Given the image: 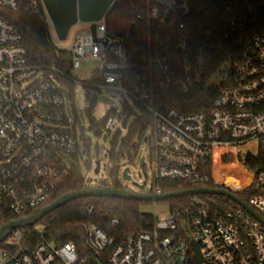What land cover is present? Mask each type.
I'll return each instance as SVG.
<instances>
[{
	"label": "built area",
	"instance_id": "1",
	"mask_svg": "<svg viewBox=\"0 0 264 264\" xmlns=\"http://www.w3.org/2000/svg\"><path fill=\"white\" fill-rule=\"evenodd\" d=\"M128 1L129 35H111L106 16L79 22L72 43L62 46L42 0H28L35 13L43 8L57 54L69 53V79L75 83L82 60L99 59L92 75L100 81L97 87L116 103L140 106L154 125L156 186L146 193L164 194L158 185L163 180L219 184L229 165L242 164L239 158L252 154L264 160V19L248 34L228 0ZM21 2L0 0V6L16 10ZM259 9L264 18V0ZM60 73L34 65L16 26L0 16V209L15 215L43 206L86 153L81 124L68 117L71 100L56 77ZM202 87L217 95L210 108L196 112L167 107L156 97V92L188 95ZM112 125L110 117L103 127ZM246 168L249 177L241 191L256 184L257 193L246 204L264 219V164ZM234 202L218 210L198 201L188 221L169 212L150 230L130 233L116 245L90 221L84 225L85 243L96 257L108 254L109 264H195L191 241L199 246L201 264H264V226ZM95 209L86 207L89 215ZM22 229L0 243V264H85L74 243L57 245L41 235L33 246Z\"/></svg>",
	"mask_w": 264,
	"mask_h": 264
},
{
	"label": "trees",
	"instance_id": "2",
	"mask_svg": "<svg viewBox=\"0 0 264 264\" xmlns=\"http://www.w3.org/2000/svg\"><path fill=\"white\" fill-rule=\"evenodd\" d=\"M233 7V11L237 14L242 22L244 31L248 34H252L259 29L263 22V12L259 9L261 0H228ZM0 16L13 23L18 32L22 35V42L26 46L28 56L31 62L39 67L48 68L55 67L61 71L56 75L67 90L69 91L70 100L74 99L75 83L69 79L70 74V55L66 50H60L57 54L53 46L51 36L48 32V24L46 22L45 13L42 7L37 14L33 11L28 0H22L21 4L16 10L4 9L0 6ZM131 20L130 4L128 0H116L107 14V30L111 35L117 37H126L129 35V25ZM97 77H92L90 80L83 81L86 88H93L99 85ZM217 91L215 89L202 87L196 89L188 95H184L179 91L173 92H156V97L159 100L158 103H164L167 107H171L175 104L177 108L184 112H196L203 108H210L213 99H215ZM90 108L87 110L90 119L93 108L96 105L95 98L91 99ZM136 107L142 112L141 115L134 113L133 108L127 103L123 104V111L127 116L135 115L136 120L133 122L128 135L122 139L118 150H111L109 158L113 165L112 174L116 172L119 167V161L123 157L127 156L133 158L136 154V145L133 143V138L136 135L141 137L144 135L145 130L150 124V120L143 115V109L136 105ZM77 122V114L75 109L73 110ZM109 118L102 120L100 125H103ZM94 121H92L93 123ZM99 125V124H98ZM81 132H83V126L81 125ZM85 152L89 154L90 143L84 136ZM119 143L118 135L113 141V145L117 146ZM135 153L130 154L131 150ZM243 165L250 169H256L262 167L264 160L260 156H253L248 154L244 159L239 158ZM89 169L91 168V162L87 164ZM76 171L61 179L59 183V190L47 200L43 206L37 208L27 215H31L40 211L44 206L49 205L51 202L61 198L62 195L77 192L78 190L90 188L85 182L80 164L77 165ZM121 189L128 190L115 183ZM158 185L162 188V192H177L180 190L194 189L202 186H193L186 182H177L172 180H163L158 182ZM208 188H224L223 184L211 183L206 185ZM143 194L144 192H139ZM257 193L256 184L250 185L249 188L237 193L240 200L245 203L250 202V197ZM223 196L202 194L198 196H181V198H171L164 200L168 203L170 213L174 214L180 222H186L190 218L191 212L197 206L199 202H205L215 205L220 210L221 208H229L236 204L233 200L224 202ZM149 203L137 200H126L120 198L109 197H82L77 200L68 202L61 208L50 212L45 215L43 219L39 221L37 225L28 226L23 228L25 238L31 245H37L43 239L55 242L57 245L62 243L72 242L75 244L77 252L85 264H109L108 254L102 257H96L87 248L84 238V225L87 222H94L97 224L108 237L114 239V244L123 242L125 236L130 233H138L147 231L152 228L155 221L154 216L150 213L142 211V206ZM88 205H95L96 209L91 215L86 211ZM106 212H112V215L106 214ZM27 215H15L7 207L0 209V227L11 222V220L27 217ZM118 220L117 223L112 222V218ZM4 246V245H3ZM104 253H109L106 251Z\"/></svg>",
	"mask_w": 264,
	"mask_h": 264
},
{
	"label": "rangeland",
	"instance_id": "3",
	"mask_svg": "<svg viewBox=\"0 0 264 264\" xmlns=\"http://www.w3.org/2000/svg\"><path fill=\"white\" fill-rule=\"evenodd\" d=\"M82 24H74L69 30V36L65 41H60L62 46H69L74 38V32L80 28ZM58 39V37H56ZM102 62L99 59L92 58L82 60L79 68L76 70L74 99L68 101L67 110L68 117L75 119L74 109L79 119L80 124L83 126V132L86 138L89 140L90 148L89 154H83V160L81 162V169L85 177V182L90 187L97 185H118L128 190L135 192H144L155 188V168H154V125H149L144 132V135H136L133 138V143L136 145V154L132 149L130 154L133 158H129L126 154L125 157L120 159L119 167L116 172L112 174V163L109 158L111 150H118V147L123 138L128 135L133 122L136 120L135 115L127 116L123 111V104L116 103L108 98V95L103 88L93 86V88H86L83 81L92 79V75L101 66ZM95 98L96 105L93 108L91 118H89L87 110L90 108V101ZM134 113L141 115L142 112L136 107L135 104H131ZM113 118V125L110 130H107L100 125L103 119ZM92 121H94L92 123ZM99 124V125H98ZM118 135L119 143L117 146L113 145L115 137ZM82 147V144H81ZM141 159H144V166L140 167L139 163ZM91 162V168L87 165ZM100 162V171L95 173V163ZM230 168L227 171V176H233L240 181L241 185L236 186L234 184L225 185L223 181L219 184H224L226 189L231 193H239L246 185L249 177V172L244 165L233 162L229 165ZM129 168L130 179L123 178V172ZM142 211L150 213L154 216V219L164 218L170 211L166 201H150L146 205L142 206Z\"/></svg>",
	"mask_w": 264,
	"mask_h": 264
},
{
	"label": "water",
	"instance_id": "4",
	"mask_svg": "<svg viewBox=\"0 0 264 264\" xmlns=\"http://www.w3.org/2000/svg\"><path fill=\"white\" fill-rule=\"evenodd\" d=\"M47 17H49L54 33L59 40L65 41L68 37V32L74 24L77 23H93L102 20L107 16L109 10L116 2V0H42ZM168 61L172 60L170 53L167 51ZM140 167L144 166V159H141L139 163ZM100 162L95 163V173L100 171ZM123 178L130 179L129 168L123 172ZM223 183L225 185L234 184L240 186L241 183L233 176H226ZM202 194L220 195L227 199L234 200L240 204L248 213L254 216L264 226V219L260 216L250 205L240 200L233 192H229L224 188H208L197 187L194 189L180 190L177 192H169L164 194H141L139 192L124 190L117 186L112 188L105 187H91L77 192L67 193L61 196V198L51 202L49 205L44 206L43 209L37 213L28 215L25 218L11 220V222L0 227V243L11 234L15 229L26 228L28 226H34L39 223L45 215L52 211H55L61 206L66 205L68 202L77 200L82 197H109L120 198L126 200L137 201H163L171 198H181V196H198ZM191 248L195 252V264H201L203 261L202 254L199 246L195 241H191Z\"/></svg>",
	"mask_w": 264,
	"mask_h": 264
},
{
	"label": "flooded vegetation",
	"instance_id": "5",
	"mask_svg": "<svg viewBox=\"0 0 264 264\" xmlns=\"http://www.w3.org/2000/svg\"><path fill=\"white\" fill-rule=\"evenodd\" d=\"M226 189V188H225Z\"/></svg>",
	"mask_w": 264,
	"mask_h": 264
}]
</instances>
